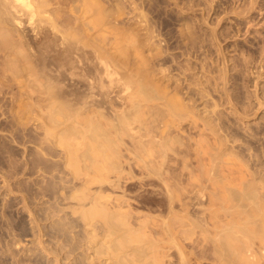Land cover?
<instances>
[{
	"label": "rangeland",
	"instance_id": "obj_1",
	"mask_svg": "<svg viewBox=\"0 0 264 264\" xmlns=\"http://www.w3.org/2000/svg\"><path fill=\"white\" fill-rule=\"evenodd\" d=\"M81 1L82 0H51L49 6L53 9L55 22L60 28H65V31L66 28L72 30L73 32H70L72 34L74 33L73 35L80 30L76 33L77 36L80 35L83 40L87 39V41L90 40L92 42L89 38L95 33L92 32L93 28H91V25L93 21L90 20L96 18V14L99 13L100 15L101 12L100 16L102 17L105 16L110 19L117 18L115 29L109 26V28L103 27L106 29L101 30L102 33H107H104L105 36H101L102 38H106H103V41H106V43L104 42L105 45L116 50L124 49L125 47V52L127 51V53H129L131 51L133 55L135 52V45L132 42V38H135L133 37L135 32L137 33L135 34L136 38L140 35V39H138L141 41L138 42H143V45L140 43L141 45L137 47L140 48L141 46L143 51L141 50V54L138 52V48L136 49L137 53L135 52L134 54H138L137 56H140L139 58H142V60L146 57L143 62L141 60V66L145 69L144 67L147 65L146 68L149 67L154 70V68L158 69L157 66L159 65L158 72H163L162 74L164 75L167 74V79L165 77L166 81L163 80V84L166 82L165 85L169 86V89L170 87L177 86L178 88H175L178 90L180 96L183 91L182 96L184 94L187 103L189 102L187 97H189L191 101L189 102L190 104H188L190 107L192 106L191 109L196 115L192 114L194 117L198 115L196 119L193 117L196 120L193 119L196 125L199 124L197 122L202 124L204 117L208 118L211 116L210 118L212 119L214 115L212 116L211 113L213 112L209 111L214 107L213 103L215 101V103L218 104V106L216 105L215 107H222L220 111L217 108L214 109L218 110L221 117H223L222 126L225 127L224 130L226 129L225 131L227 134L223 131V127L221 128L222 130H219L217 125L216 128L220 131L218 132L219 135L223 131L220 137L222 140L218 138V134L216 136L217 130H214V132L211 130L212 134L214 133V138L211 137V139H209L211 142L217 140L216 137L219 139L217 140L218 142L221 140V144L223 143L224 145H221L220 142L219 144L217 142V144L219 148L223 146L222 149L220 148L222 152H220L221 150L218 148L217 144H215V141L212 143L207 142V139L210 138L209 135L211 136V131L205 130L204 132L203 130L204 133L210 131V134H206L208 137L204 135L205 138L201 135L203 132L198 128L201 126L197 125L198 127H194V130H198L196 131L198 133L193 130H187L188 133H186L187 131L184 132V134H189L191 137L192 135L190 134L194 135L196 133L194 136L198 134L196 139L192 141L190 140L191 137L186 138L188 135H182L183 137L185 136L183 139L190 143L189 145H199L198 147H194L196 148L195 150L186 143V145L191 148L187 146L186 150H194L193 153L191 151L193 155L189 153L184 157L186 162L195 163L194 165L197 169L199 165L195 162L197 160V158H195V151L201 153L199 149L202 148L203 150L205 144L208 143L206 147H204V149H206L203 150V152L211 151L215 145L218 149L214 147V152L220 150L221 156L219 155V158L214 161L210 160V162L207 159L204 161L206 163V165H204L206 168L210 165H215L216 168H219H217V173L215 175V186L220 191L225 190L230 179H235L236 181L240 179V173L242 176L246 175V178H250L248 173L252 171V167H258L254 164L255 162L258 164L260 161H263L261 173L264 177V0H84L86 4L84 1H82L81 4ZM94 5H96V7H94ZM97 7L99 9H97ZM93 8L97 9L98 13L96 12L97 10ZM93 10L96 12L95 15ZM106 14L109 16H106ZM79 15L80 18L83 16V20L85 18L83 21L85 23L83 25L84 27L81 25L82 23L78 22L82 20L78 18ZM88 18L90 20H86ZM145 24L150 25L146 26ZM78 25L81 26L78 27ZM118 27H120L119 31L126 28L125 30L123 29L124 31L122 30L125 34L122 31H120L121 34L118 33ZM88 29L89 31H86ZM112 29L114 30L112 31ZM184 30L188 33H185ZM107 31H109L111 37ZM114 31L117 32H115V35L123 34L121 37L119 35H116V37L123 38L125 42L124 45L127 43V40L130 42L126 44L128 45L127 47L123 44L120 45V43H123L122 39V42L119 41L118 43V39H116L117 43L113 42L115 40L113 39L115 37V35H113ZM80 32L82 35L78 34ZM126 32L130 34L126 35ZM91 33L92 35H89ZM148 33H150V36L147 35ZM124 35L128 39H126ZM144 35L145 37H143ZM51 38H53V36L50 29L46 27L40 31L36 40L41 39L47 42ZM129 38L131 39L129 40ZM4 40L5 39L0 37V54L5 47V45H3ZM146 42H149L148 45ZM109 43L111 44L108 45ZM113 43L117 45L115 46ZM148 46H150V48ZM131 47H134V49ZM146 59L147 62H144ZM148 62L152 66L149 65ZM202 62L203 65H201ZM153 65H155V67ZM204 66L205 68H203ZM164 67L165 69L168 67V70H165ZM222 67L224 69H222ZM160 68L163 69V71ZM157 69H155L156 72H154L157 75L152 72L153 70H149L156 78L158 74L160 76V73H157ZM144 71L146 73V70ZM214 73L215 76H213ZM173 77L178 82H176ZM223 77L225 79H223ZM156 78L154 80L156 84L162 81V78L161 80L159 79V81L156 80ZM224 80L226 84L224 83L223 85ZM170 81L173 83H170ZM191 82L193 83L191 84ZM218 83L220 84L217 85ZM223 86L227 87L226 94L223 92L225 96L220 92ZM22 88H24V92L18 94V86L15 82L10 79H0V264L130 263L133 257L129 253L124 256L123 259L121 258L119 262H116L117 260L115 261L114 245L110 242L111 238H114L115 235H110L105 231L104 213L110 215L114 220L123 218L121 214L123 213L126 215V221L131 225L134 221L138 222L140 218L145 221V217L148 216L149 218L151 214L155 216V212L165 210L164 197L156 192H151L148 184L149 177L145 174L143 176V172H140L141 170H139L140 168L138 169L137 166L132 167L131 170L128 169L123 173V175L125 174L124 176L116 180L112 177H105L101 173V170H104V164H95L90 167L82 163L72 165L62 164L61 160H58L60 158L57 157L59 156V148L57 149L58 146L55 145H51L49 147L50 149L47 146L45 152L47 155L45 154L46 156H42L38 146H36V140L39 134L38 123L40 122L36 107L42 102L38 100L36 92L33 91L29 85ZM207 90L209 93L206 92ZM186 91H190V94ZM201 92H203V94ZM192 93L194 96H192ZM221 94L225 98L221 97ZM227 94L228 96H233V98L230 99L234 104L230 106V100L228 102ZM211 95L213 99L210 98ZM217 96L218 98H214ZM190 97H192V99ZM222 99L227 101L224 103ZM149 102L151 103V101ZM208 103L211 106H209ZM234 105L236 108L238 107V112H236L240 117H237L236 112V117L234 113L232 114L234 111L233 107H235ZM146 106H148V104ZM206 108L208 110L210 108V110L208 111ZM143 110L145 111V108ZM143 114L144 116L146 115L145 113ZM227 115H230V117L227 118ZM224 116H226V118ZM102 119L101 117V120ZM226 119L232 121L227 122ZM105 121L106 120H104V122ZM223 124H225V126ZM228 125H231L229 126L231 128L235 127V131L239 130L244 135H239V131H236L238 135L236 136L233 133V136H231L232 133H230V131L234 130H231ZM226 136H229V139H231V137L233 139L235 138V140H228V143V137L226 138ZM212 138L214 140H212ZM187 139H189V141ZM245 139H247L248 142ZM195 140L197 143H195ZM185 141H183L181 145L173 142L170 143V148L167 152L168 157L171 158L176 151L184 149L186 147ZM209 144L212 145L210 149L208 148L210 146ZM229 144H233L235 148L232 147V145L229 146L230 148L227 147ZM200 145L201 148H199ZM239 145L242 146V148L239 147ZM224 146L225 148L227 147V150H223ZM121 151L124 152L123 147ZM125 151L127 152V150ZM231 151L234 152L232 153ZM236 151L241 152L238 153ZM202 154H200V156L206 157L208 155L206 152ZM254 154L258 155L255 156ZM44 156L45 158H43ZM256 157H258L260 161H257L258 159H255ZM39 158L43 159L40 160ZM52 158H54V160ZM232 159L236 161V166H234L236 170L234 172H230V168H228L230 165H226V163L232 161ZM170 163L178 169L182 167V163L180 162L170 161ZM185 170L186 169H183L184 172ZM256 182L260 181L258 180ZM176 211L178 210L176 209ZM145 214L147 216H144ZM136 216L144 217L137 219ZM154 216L152 217L154 221L151 220V222L149 221L150 223H148L151 226L153 222H156L157 225L153 224L154 226L152 227L157 228L160 217L156 215L157 218L159 217L157 219L156 217L154 218ZM188 222L189 231L182 234L181 238L178 239L179 244L183 247L182 249L186 254V264L238 263L237 261L230 263L225 258L226 255L223 250L226 249L227 251L228 248L226 247L228 246L225 243L224 249L222 247L224 241L223 234L219 236V238H221V236L223 238L215 242L211 240V238L209 239L212 233L215 232H210L211 234L209 233L210 236L207 239L206 237L208 235L205 233L207 231L203 230V232L200 226L192 224L189 220ZM186 234H188L189 237L185 238ZM212 236H214V234ZM132 238L133 234H126L124 237L118 236L116 240L118 243L124 245L131 243L133 241ZM212 238L215 239L216 237ZM220 241H222V243ZM216 246H219V248ZM125 249L129 251V246ZM172 249L174 250V248ZM220 251L221 253L223 252L225 256L219 255L221 254ZM220 257L221 259H219ZM171 262L173 264H181L175 257H173V259L171 258Z\"/></svg>",
	"mask_w": 264,
	"mask_h": 264
},
{
	"label": "bare ground",
	"instance_id": "obj_2",
	"mask_svg": "<svg viewBox=\"0 0 264 264\" xmlns=\"http://www.w3.org/2000/svg\"><path fill=\"white\" fill-rule=\"evenodd\" d=\"M85 2L86 1H84V3ZM50 4L51 0H0V37L5 39L3 42L5 47L0 54V79H10L15 82L18 86V94L24 92V88L22 87H27L29 85L32 90L36 92L38 100L42 102L36 107V111H38L37 116L40 121L38 123L39 134L36 140V146H38L42 156L45 154L47 155V153H45L47 146L49 148L51 145H55L58 146L57 149L59 148V156L57 157L60 158L58 160H61L62 164L72 165L82 163L87 167L95 164H104V170L102 169L101 173L105 177H112L116 180H119L124 176L125 174L123 175V173L125 171L128 169L131 170L132 167L137 166L138 169L140 168V172H143V176L145 174L149 177L148 184L151 192H156L164 197L162 198L165 200V210H157L158 212H155L156 215L160 217H158V221L160 222H158V227L156 226L157 228L152 227L154 226L153 224L157 225L156 222H153L151 226L149 224L151 220L154 221L152 218L154 214L153 216L152 214H148L150 215L149 218L145 214L144 216H147L145 217L146 219H144L145 221L140 218H143L144 216H136L137 219L140 218L139 220L141 221H134L135 223L133 222V224L130 225L126 221V215L123 213H121L123 218L117 220H114L110 215L104 213L103 219L106 225L105 231L110 235H115L110 241L111 244L114 245V255L116 256L115 261L117 260L116 262H119L121 258L123 259V257L129 253L133 258L131 262L129 261L130 263L127 264H173L171 262V258L173 259V257L179 260V263L186 264V254L182 249L183 247L179 244L178 239L181 238L182 234L189 231V220L192 224L200 226L202 231H207L205 232L208 235L206 237L207 239L210 236V232H215L212 233L214 236L211 235L209 237V239L211 238V240L215 242L216 240H221L223 237L221 236V238H219V236L223 234L225 242H220L223 244V249L225 243L227 244L228 247L226 248L228 249L227 251L226 249L223 250V252L225 251L226 256L223 252L221 253V251V254L219 255H224L230 263L237 261V264H264V177L261 173V165L263 161H260L258 158L259 156L261 157V155L259 154V156L255 158L260 162L258 164L256 162L254 163L260 168L253 166L252 171L248 173L250 178H246V175L242 176L240 173V179L237 181L235 179H230L224 191H220L215 186V175L218 167L216 168L215 165H210L211 163L208 168L204 166L206 165L204 162L206 159L210 162V160L214 161L219 158V155L221 156L220 152H222L221 149L223 148V146L222 148L220 146V149L218 144L219 142L221 144L222 138L220 137L223 131L226 132V129L224 130L225 127L222 126L223 117H221L219 112L222 107H215L216 105L218 106V104L215 103V100L217 99L214 100L215 102L213 101L214 107H210L211 110L213 109L212 111L210 108V111L206 108L209 112H213L211 114L212 116L214 115V119L213 117L211 119V116L208 118L204 117V119L202 118V124L197 122L199 123L197 125L201 126L198 127L195 124V119L198 115L194 117L196 114L193 113L191 109L192 106L190 107L189 105V102L191 101L189 97H187L189 100L188 104L187 101H185L184 94L182 96L183 91L180 96L178 90L175 88L177 86H173L174 88L170 87L169 89V86L165 85L166 82L163 84V80H165L167 74L165 73L166 75H164L162 74L163 72H158L159 65L157 66L158 69L154 68L155 65H153L154 70L157 69V73H160V76L158 74L159 78L157 76L158 79L154 77L157 75L154 73L156 70L154 71L151 68L152 71L149 67V69L146 68L147 65L144 67L145 69L141 66V63L146 57L142 60V58H139L140 56H137L138 54H134L135 52L137 53L136 49L139 48L137 46L141 44L143 45V42H138L141 41L139 40L140 35L136 38L135 34L137 33H134L133 37H135L136 40L139 38L137 41L131 36L133 39L132 42L135 45H132L135 49L134 47H131L135 50V52L133 50V55L131 51V53L128 51L130 54L127 53V51L125 52L126 49L124 46L130 42L127 40V43L124 45L125 42L123 38H120L123 36V34L120 35V31L124 28L120 31V27L117 28V31L120 34L116 35H119L120 39L116 37V31H114L113 35H115V37L113 39L115 40H111L116 42V39H118L117 41L119 43V41L122 42V39L123 43H120V45L123 44L124 49L116 50L112 49V47L109 48L110 46L107 47V45H105L106 41H103V38L105 37H101L105 36L104 33L106 32L102 33L101 30L109 28V26H111V28L114 27L115 29L117 18L110 19L105 16H100L101 10L99 11V15L97 10L99 8L97 7V9L93 8L94 10H97L96 12L98 13L95 15L96 12L93 10L96 18H93V20H90L89 18L86 19L93 21V24L91 25L92 27H90L93 28L92 32L95 33L93 35L92 33L89 34L92 35L91 37L89 36L90 38L88 37L92 42L90 40H88V42L87 39L83 40L80 35H78L79 37L77 36L76 33L80 31L79 29V31L73 35L74 33L72 34L70 32L72 30L66 28L65 31V28H60L55 22L54 12L49 6ZM94 7H96V5H94ZM106 16L109 15L106 14ZM82 17L80 18V15L78 16L79 19H82ZM118 18L121 19L120 17ZM84 20L82 19L78 22L82 23L81 25L83 26L85 24L83 22ZM81 25H78V27ZM46 27L50 29L53 38L47 42H44L41 39L36 40L40 31ZM68 28L71 29L70 27ZM114 29H112V31ZM86 31H89V29ZM81 32L78 34H81ZM107 32L109 33V31ZM185 33L188 32L185 31ZM127 34L129 35L130 33L126 32V35ZM147 35L150 36V33ZM109 36L111 37L110 33ZM143 37H145V35ZM131 38H129V40ZM126 39L128 38L126 37ZM146 40L148 41L147 37ZM110 44L111 43L108 45ZM113 45L115 44L113 43ZM127 46L128 45H126V47ZM150 46L148 47L150 48ZM139 49L138 52L142 54L141 46ZM150 57L152 58V56ZM147 59L144 62H147ZM203 62L201 65H203ZM203 68H205V66ZM166 69L168 70V67H166ZM222 69L224 68L222 67ZM144 70H146V73ZM149 70L155 75L153 76L152 72ZM161 70L163 71V69ZM213 76H215V73ZM155 78L158 81L162 78V81H159L160 85L159 82H157V84L155 83ZM223 79L225 78L223 77ZM213 80L215 81L214 78ZM170 83L173 82L170 81ZM192 83L193 82H191V84ZM224 83L226 84L225 80L223 85ZM219 84L220 83L217 85ZM226 88L227 87L223 86L221 88L222 91L220 92L226 94ZM228 91L231 90L229 89ZM206 92L209 93L208 90ZM201 93L203 94V92ZM223 95L221 97L225 96ZM192 96H194V94ZM226 96L228 97V102L230 100V104L227 102L229 106L234 104L231 101L233 96H228V94ZM212 97L213 96L211 95L210 98ZM190 98L192 99V97ZM214 98H218V96ZM149 101H151V103ZM147 104L148 106H146ZM209 106L211 105L209 104ZM142 108H145V111ZM214 108L219 109V111ZM237 108L235 106L233 107L234 111L231 110L235 117L238 112ZM143 113L146 115L144 116ZM230 115H227V118H229ZM238 116L237 113V117ZM101 117L103 118V121L101 120ZM224 117L226 118V116ZM104 120L106 121L104 122ZM228 121L229 120H227V122ZM223 125L225 126V124ZM216 126L219 130L223 127V131L220 135L218 133L220 131L217 130ZM229 126L231 125H228V127ZM194 127L200 128L199 130L201 132H203V130L204 132L205 130H212L213 132L214 130H217L216 136L218 134V138L221 139L219 142L217 141L219 140L217 137V140H214V133L212 134L211 131V136L209 135L210 138L207 139V142H211L209 139L213 137L212 140L216 142L215 144L218 142L217 146L221 151L219 150V152L216 150L214 152L213 149L217 148L214 144L215 148H211V151H204L208 154L204 157L202 156V153H204L203 150L206 149H204V147H206V144L208 143H206L204 147L202 146L203 150L200 145L199 148L201 149L199 150H201V153H199L202 155L200 156V154L195 151V158H197L195 162L199 165L197 169L194 165L195 163H188L184 160V157L191 153L192 150H186L190 143L183 139L185 136H182L188 135L186 138L191 137L189 134H184V132L187 130H193L194 132L198 131L194 130ZM234 128L232 127L231 130H234ZM188 131L186 133H188ZM234 131H230V133H232L231 136H233V133L236 136L242 134L239 130L238 134H236L237 130ZM209 132L204 134L201 133V135L206 136ZM190 135L195 137H191L192 139L190 138L192 141L198 136V134L196 136L193 134ZM227 137V141H232V137L231 139H229V136H226V138ZM187 140L189 141V139ZM234 140L235 138L233 141ZM183 141H185V145L186 143H188V145H186L184 149L176 151L171 158L168 157L167 152L170 148V143L173 142L181 145ZM195 143H197V141ZM209 145L208 148L210 149L212 145ZM221 145L224 144L222 143ZM231 145L234 147L233 144ZM231 145L229 144L227 147ZM240 145L239 147L242 148ZM189 146L194 148L197 144L195 146L194 144ZM189 146L188 148H190ZM122 147L124 148V152L121 151ZM226 148L224 146L223 150H227ZM194 149L196 150V148ZM125 150H127V152ZM192 153L190 155H193ZM254 155L257 156L258 154ZM45 156L43 158H45ZM52 159L54 160V158ZM170 161L180 162L182 163V167L178 169L174 167ZM226 165H230L228 167L230 168V172L236 170L234 169V166H236L235 160L232 159V161L227 162ZM183 169H186L185 172ZM258 180L260 182H256ZM176 209L178 211H176ZM156 215L154 218H157ZM126 234H133V241L124 245L118 243L116 238L118 236L124 237ZM187 237H189L188 234H186L185 238ZM212 237L216 238L213 239ZM128 246L129 251L128 249H125ZM216 247L219 248V246ZM172 248H174V250ZM219 259H221V257Z\"/></svg>",
	"mask_w": 264,
	"mask_h": 264
}]
</instances>
